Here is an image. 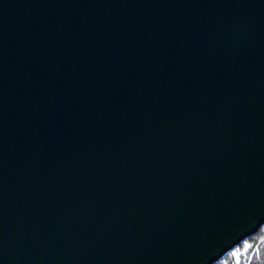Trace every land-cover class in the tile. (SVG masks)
I'll return each instance as SVG.
<instances>
[{"label": "water", "instance_id": "obj_1", "mask_svg": "<svg viewBox=\"0 0 264 264\" xmlns=\"http://www.w3.org/2000/svg\"><path fill=\"white\" fill-rule=\"evenodd\" d=\"M264 225V0H0V264H214Z\"/></svg>", "mask_w": 264, "mask_h": 264}, {"label": "trees", "instance_id": "obj_2", "mask_svg": "<svg viewBox=\"0 0 264 264\" xmlns=\"http://www.w3.org/2000/svg\"><path fill=\"white\" fill-rule=\"evenodd\" d=\"M245 242H249V247L243 249ZM238 248L241 250L239 256L235 257L233 251ZM214 264H264V225Z\"/></svg>", "mask_w": 264, "mask_h": 264}, {"label": "rangeland", "instance_id": "obj_3", "mask_svg": "<svg viewBox=\"0 0 264 264\" xmlns=\"http://www.w3.org/2000/svg\"><path fill=\"white\" fill-rule=\"evenodd\" d=\"M253 235H254V234H253ZM253 235H252V236H253ZM236 247H237V246H236ZM236 247H235V248H236ZM242 247H243V249L249 247V242L243 244ZM240 250H241V249L238 248V249H235V250L233 251L235 257L239 256ZM231 251H232V250H231ZM229 253H230V251L227 252V254H229Z\"/></svg>", "mask_w": 264, "mask_h": 264}, {"label": "built area", "instance_id": "obj_4", "mask_svg": "<svg viewBox=\"0 0 264 264\" xmlns=\"http://www.w3.org/2000/svg\"><path fill=\"white\" fill-rule=\"evenodd\" d=\"M243 242H244V241H243ZM245 243H247V242H245ZM245 243H244V244H245Z\"/></svg>", "mask_w": 264, "mask_h": 264}]
</instances>
